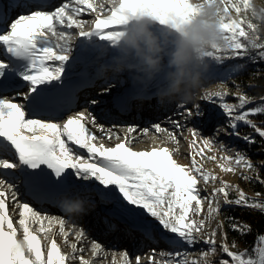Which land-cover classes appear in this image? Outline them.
Here are the masks:
<instances>
[{
	"label": "snow or ice",
	"instance_id": "obj_1",
	"mask_svg": "<svg viewBox=\"0 0 264 264\" xmlns=\"http://www.w3.org/2000/svg\"><path fill=\"white\" fill-rule=\"evenodd\" d=\"M203 3L217 4L222 21L221 42L204 54L210 61L221 62L225 56L264 60L262 28L248 18L251 0ZM105 4L111 7L106 9ZM200 7L193 0H69L47 10L45 0H19L14 19L0 17V264H94L104 251L100 242L92 240L91 258L86 259L82 254L86 251L83 243L89 237L86 229L37 210L32 200L24 199L17 179L23 180L36 199L49 186L87 184L100 202L109 201L121 216L131 217L145 237L168 241L166 248H151L134 257L124 250L120 264H213L211 257L218 251L221 255L215 264H264V234L256 237L251 252L232 251L222 221L207 230L210 221L222 214V205L264 212V192L249 197L238 185L205 168V162L212 161L220 173H239L244 180L264 185V173L260 171L264 162L257 166L247 152L232 149L219 139L235 136L249 145L257 142L256 135L264 140V124L252 118L264 114V104L248 107L252 98L239 85L235 92L223 85L219 91L205 92L204 99L214 104V98L219 99L215 106L226 117L213 135H203L196 126L195 122L206 114L197 104L194 109L182 108L179 116L185 122L172 119L173 130L152 125L155 133L167 136L159 145L145 150H137L134 144L149 133L148 128L126 125L121 133V125L105 127L87 108L67 114L62 120L32 118L46 109L63 107L67 111L75 100L74 91L69 99L65 90L53 92L49 88L55 87L53 82L62 83L66 69L71 67L73 34L67 30L78 28L79 37L115 48L134 18L149 16L180 33ZM88 10L96 13L94 21L77 19ZM86 23L94 26L86 31ZM104 48H98L99 55ZM252 50H258L255 56ZM111 91L109 86L98 95L106 96ZM89 103L99 106L103 101L91 99ZM189 120L192 127L186 123ZM242 125L252 132H241ZM181 138L188 144L189 151L184 154L190 161L187 164L176 158L178 147L167 146L168 142L179 145ZM105 139L117 142L108 146ZM78 149L86 150L87 155L82 156ZM208 185H212L211 192L207 191ZM66 207L73 211L77 204L69 201ZM138 212L149 219L141 218ZM226 219L234 232L247 235L252 231L250 225L235 217ZM218 233L223 238L219 245ZM56 237L62 238V244ZM201 244L207 249L189 251ZM231 247H237L235 241Z\"/></svg>",
	"mask_w": 264,
	"mask_h": 264
},
{
	"label": "clouds",
	"instance_id": "obj_2",
	"mask_svg": "<svg viewBox=\"0 0 264 264\" xmlns=\"http://www.w3.org/2000/svg\"><path fill=\"white\" fill-rule=\"evenodd\" d=\"M201 5L199 12L180 33L168 28L174 37L172 46L166 47L151 31L155 21L149 16L132 19L124 29L115 48L105 47L99 55L98 72L129 83L138 99H155L160 105L187 103L200 90L214 91L204 87L211 63L204 55L221 42V19L218 5ZM249 20L264 24V8L253 6ZM113 52L119 53L114 55ZM73 211H83V201L73 202Z\"/></svg>",
	"mask_w": 264,
	"mask_h": 264
},
{
	"label": "rangeland",
	"instance_id": "obj_3",
	"mask_svg": "<svg viewBox=\"0 0 264 264\" xmlns=\"http://www.w3.org/2000/svg\"><path fill=\"white\" fill-rule=\"evenodd\" d=\"M65 2H69V0H67ZM65 2H57V4L55 5V7L60 6L62 3H65ZM96 2L99 3V0H96ZM251 3L258 10L261 9V8H264V0H251ZM106 5H107V8H110L111 7V5H109V4H106ZM86 12H87V17H86L87 19L91 18V14H94V16H96V13H93L90 10H88ZM106 14L107 13H105L104 15H106ZM93 21H94V19H93ZM88 26H91V24L87 23V25L84 26V30H86V31L87 30H90L91 28H89ZM151 31L154 33V35L158 38V40L163 45H165L166 47H169V48L172 46V40L174 39V37L169 33L168 28L163 27V26H161V25H159L158 23L155 22L154 24L151 25ZM71 32L73 34V39L70 42L71 43V48H72V51H73L71 57L76 56V55H82L81 53H85L86 52V50H84V49L93 48V44L92 43H88V42H85V41L84 42L82 41L81 43L79 42L78 35H77L78 34V30L76 31V29L73 28V29H71ZM257 51L258 50H252L251 54H255L256 55L257 54ZM97 55H98V52H97ZM115 55H117V54L115 53ZM96 58H98V57H96ZM235 58H238V57L225 56V58L221 62H214V61H210L209 60L210 63H211V70L207 74L204 87L207 88V89L214 90V91L221 90V84H223V83H222V81L220 79V74L222 72V69H223V67L226 64H229ZM113 78L115 79V81H117L116 82V85L124 82L123 80H121L119 78H116V77H113ZM104 79H106V78H104ZM224 87L227 88L228 90L232 91V92H235L236 91V87H233V86L232 87L224 86ZM205 92L206 91L200 90L199 91V94L196 95L195 98L193 100H191L190 102H187V103H172L171 106L172 105L173 106L172 107H169V108L173 109L172 111H173L174 115H176V117L181 118L179 116V113L182 110V108H185V109H188V108L194 109L195 106L197 104H199L202 107V109H204V111H205L206 114H205V116H204L203 119H200L201 121L197 120L195 122V124L200 129V131H201V133L203 135L210 136V135H213L214 134V129L216 127H218L219 125H222V124L225 123L226 117H224L223 115H221V112H220L219 108L215 106V104H218L219 103V99L218 98H214V100H215V104H214L212 101H208V100L204 99ZM228 100H229V102H234V98L233 97H228ZM102 101L106 102L105 100H102ZM262 101H263V99H259V100H255V101L252 100L251 103L248 105V107L259 106L257 104V102H262ZM145 104L146 105H149L150 102H146ZM154 104H156V102ZM91 107H92V105H90V103H89V104H86V107H84V108L90 109ZM100 107H101L100 105L99 106H95V110L98 111ZM82 110H84V109H82ZM162 117H165V116H162ZM145 119L147 120L149 118H145ZM166 120H168V119H166ZM254 121L257 124H260L261 123L259 121H256L255 119H254ZM186 123L188 124L189 127H192L193 126V123H192L191 120L187 121ZM133 125H136V124H133ZM121 126L122 127H120V128L123 129L124 128L123 126H126V125H121ZM89 127H90V125H89ZM240 130L243 133L252 132V129L251 128H249L247 126H243V125L241 126ZM153 131L150 132L151 136H153V133H155V130H153ZM253 135H255V133H253ZM152 138H153V141L155 143L156 139L154 137H151V140H152ZM189 139H190V136H189ZM219 139L221 141L225 142L232 149H239L240 146H241V147H243V149H241V150H244L245 152H247V148H245L244 145H242L245 142L243 140H241V139L236 138L235 136H220ZM114 144L115 143H110V144H108V146H112ZM179 148H180L179 149L180 151H179V154L177 155L178 156L177 159L182 164L189 163L190 161L188 159H185L184 158V154H186L189 151L188 144H187V140L181 138ZM211 154L212 153H208V155H211ZM86 155L87 154H86V151H85V155L83 154L82 156H86ZM251 160L257 166H259L261 164V162H264V160H253V159H251ZM205 168L208 169V170H212V171H214L217 174H220L223 177V179L227 180L228 182H230V183H232L234 185H238L242 190L245 191V193L249 197L255 198V193L257 191H254L253 188H254L255 183H257V182L244 180L239 175V173H237V174H232V173L223 174V173H220V170L216 166V163L215 162H212V161L205 162ZM260 171H261V173H264V168H261ZM248 174L249 175H252V173H248ZM216 186H219L218 182H217ZM84 187H87V186H84ZM211 190H212V185H208L207 186V191L208 192H211ZM235 195H236V193L233 192L232 193V196L235 197ZM81 198L84 199L83 202L86 203V205L87 204H90L88 207L85 206L86 212L81 217L78 218V221H79V224L81 225V227L82 228H85L86 231H87V233L89 234V237L86 240L89 245L91 244V241L92 240L98 241L97 238L102 233L101 232L102 225H101V223H97V224L92 225L91 228H88V226H87L88 220H86V218H85V214L86 213L90 217H92V216H94V214H96V215H98V219H101L103 216L112 215L111 212L112 211H115L114 212V215H116L118 218H122V219L128 221L130 224H132L134 227H136L133 219L131 217L125 218L124 216H121L115 210V207H114V205L112 203H110V205H108L107 207H104L103 206V203H101L99 201V198L96 196V194L94 192H91V193H88V194H83V196H81ZM224 206H226V205H222V207H224ZM103 210H105V211H103ZM102 212H104V214H102ZM42 213H46V212H42ZM47 215L54 216V217H59L56 214H52V213H47ZM137 215L140 216L143 219H149L142 212H138ZM221 221L222 220L220 219V215L217 216V217H215L214 219H212L210 221L211 227L209 229H207V230L210 231L211 228L216 227V224L218 222H221ZM94 222H97V220H94ZM69 226H70V224H69ZM96 226L99 227L98 230H96L98 228ZM104 231H106L105 228H104ZM109 235L111 237L113 236V234H109ZM120 235L126 236V237L127 236H132V237H134L135 240H138L136 234H132V233L130 235L129 234H118L117 236H120ZM145 239L146 240H149L150 239L151 241H153V240H159V242H161V244H162V248H159V249L166 248V246L168 244V241L165 240L163 237L157 238V236H151V237L145 238ZM71 240H73V242H75L73 237H72ZM116 241L111 246L105 247V251H107L108 253H110L109 251H113L114 252L113 254H115V252L118 251V249L120 248L119 245H116L117 244ZM140 241H142V240H140ZM222 242H223L222 235L220 233H218V235H217V243H218V245L220 243H222ZM149 247H152V246L149 245ZM207 247H208L207 245H202L201 244V245H197L195 249H189V251L190 252H197L201 248H203V249L206 250ZM154 248H156V247L154 246ZM124 250H127V247H125V249H122V248L119 249V253H121ZM88 252H89V250L86 249L85 254L82 253V254L85 255V258L86 259L87 258H91V255H88V257H87V253ZM103 253H104V251H103ZM110 254H112V253H110ZM102 255L103 254L101 253V255L99 257H96L94 259V264H113V260H115V264H120L121 258L119 256L112 255L111 257H107L109 259V260H107V259H105L106 258V255L105 256H102ZM220 255L221 254L218 251L215 256L211 257V260L213 261V264H215V261H217L220 258Z\"/></svg>",
	"mask_w": 264,
	"mask_h": 264
},
{
	"label": "bare ground",
	"instance_id": "obj_4",
	"mask_svg": "<svg viewBox=\"0 0 264 264\" xmlns=\"http://www.w3.org/2000/svg\"><path fill=\"white\" fill-rule=\"evenodd\" d=\"M15 7H17V4L15 5ZM105 7L107 8V5L106 4H105ZM53 9L54 8L52 6L48 10H53ZM16 14H17V11H16ZM15 17L16 16H14L12 19H14ZM86 17H87V12H83V13H81L77 17V19L85 20V21H93V19H95L94 14H91V18H89V19H87ZM85 25H87V23ZM93 26L94 25L91 24V26H88V27L91 28ZM75 29H76V31L78 30V33H79L80 29H78V28H75ZM67 31H71V30H67ZM78 40H79L80 43L82 41L83 42L85 41V42H88V43H92V42L88 41L86 38L79 37V35H78ZM92 44H93V48L84 49V50H86L85 53H81L82 55H76L74 57V59H70V62L69 63L71 65V67L69 69H66V71L73 69L72 66H80V65H83L84 67H88L89 69H94L95 72H98L97 69H98V64L100 62V58H99V54L98 55H96V54L98 52V48L99 47H101V46L107 47V45H105L103 42H101L99 40H95V43H92ZM72 53H73V51H72ZM115 53L117 55H119V53L113 52L114 55H115ZM94 55H96V56H94ZM96 57H98V58H96ZM98 79H100V78L98 77ZM87 83H88V79L85 80L84 84H81L80 85V88L83 85H87ZM120 86L123 89H126L128 86H130V84L124 82V83H121ZM95 87H96L95 89L94 88L93 89H90L89 88V91H86V89L79 90V97L76 100L75 105L70 109V112L67 113V114H71L72 112L81 111L82 109H85V108H83L82 105H80V102H82L81 99H83V96H85V95L91 96V94H92L93 96H96V99L107 100V97H108L109 94L106 95V96H99L98 93L102 89L108 88V86L106 84H100V85L95 86ZM91 99H93V98H91ZM127 99L131 100V102H132L133 105H136V103H135L134 100H136L138 98L135 96L133 88H132L131 93L129 94V97ZM132 99H134V100H132ZM153 100H154V103L156 102V104L154 106L151 103L149 105H146V104L143 103V101L138 100V102H140L139 107H141L140 110H139L140 111V115L142 117H149L150 120L149 121H145V120L142 119L140 121L134 122L136 125L139 126V129H143V128H148L149 129V133L147 135L143 136V139H141L138 143H135L134 144V147L137 150L150 149L152 146L159 145L161 143V138H166V136H167L166 133H159L160 135L157 134V133H153V136H151L150 132L154 130L152 128V125H154V124H160L164 128H167L169 130H173V125L171 123V120L172 119H181V118L176 117V115H174V113L172 111L173 109L169 108V107H172L173 105L172 106H171V104L160 105V104H157V101L155 99H153ZM101 107H102V111H101V109L98 110V111H96L95 110V105H92V107L90 109H88V110L89 111H92L94 113V115H96L98 122L101 123V124H104L105 127H111V125H113V124L120 125L119 123H116L114 121V119L112 118V116H115V113L114 112L116 110H115V107H114L113 103L110 101L109 98H108V102L105 103L103 101V103L101 104ZM162 116H165V117H162ZM64 118H66V116ZM64 118H62V119H64ZM42 119L47 120V118H42ZM62 119H60V120H62ZM166 119H168V120H166ZM199 121H201V120H199ZM117 122H120V123L124 122V125L130 124L129 121H122L120 119H117ZM182 122H185V121L182 120ZM90 128H92L91 125H90ZM92 131L98 132V130L95 129V128H92ZM118 131L121 132V133H123L125 131V128H123V129L122 128H119ZM133 135H137V134L134 133ZM185 135L187 136L188 134L185 133ZM151 137H154L156 139L155 143L153 141V138L151 140ZM116 142L117 141H115V140L108 141L107 139H105V143L107 145L110 144V143H116ZM167 146L169 148H176V147L179 148L180 144L179 145H176L173 142H168ZM84 151H86V150H84ZM176 158H178V156ZM84 186H87V184H84L83 185V188H84ZM85 190L86 191L84 192V194H88V193H91V190L92 189H89L88 187H85ZM83 200H84L83 198H79L78 199V201H83ZM101 203L110 204L111 202L105 201V202H101ZM89 205L90 204H87L86 206L88 207ZM36 209L37 210H40L39 207L36 208ZM50 211L55 213V211H52V210H50ZM103 211H105V210H103ZM74 212L75 211H71V214L70 215H65L64 216V219H66V220H68L70 222H75V226L82 228L81 225L79 224L78 218L81 217L86 212L85 205H84V210L83 211H77L76 214H74ZM47 213H49V212H46V213H43V214H46L47 215ZM102 214H104V212H102ZM85 218H86V220H88V222H87L88 228H91L92 225H94V224L100 223V219H98V215H96V214H94V216L90 217L86 213L85 214ZM94 220H97V222H94ZM70 226H71V223H70ZM96 227H98V226H96ZM56 229L58 230V225L56 226ZM139 238H141V237H139ZM56 239H57L58 242H60L62 244V238L61 237H56ZM69 239L71 240L72 237H70ZM141 239H144V238H141ZM97 240L102 244V246L104 248V253L102 252V254H103L102 256H105L106 255V258L105 259H107V260H109L107 257H111L112 255L119 256L121 258L120 253H119V249H121V248L122 249H125V247H127V251L130 254H132L133 257L135 255H142L143 253L148 252L151 248H154V246L157 249L162 248V244H161V242H159V240H153V241H151V240H145V241H140L139 239L138 240H135L134 237H132V236H127L126 237V236H122V235H120V236L113 235L111 237L108 233L101 234L97 238ZM115 241L117 242L116 245H119L120 246V248L118 249V251H116L115 254H113L114 253L113 251H109L112 254H110L107 251H105V247L111 246L112 244L115 243ZM90 245L88 244L87 241H84V243H83V246L85 247V249H88L89 250V252H88L89 254L87 253V257H88V255H91ZM149 245H151L152 247H149ZM64 250L67 251L68 249L65 248ZM76 264H79V262L77 261Z\"/></svg>",
	"mask_w": 264,
	"mask_h": 264
},
{
	"label": "trees",
	"instance_id": "obj_5",
	"mask_svg": "<svg viewBox=\"0 0 264 264\" xmlns=\"http://www.w3.org/2000/svg\"><path fill=\"white\" fill-rule=\"evenodd\" d=\"M261 26V37L264 39V24L257 20H252ZM255 56V54H251ZM220 79L224 86L236 87L240 86V90L252 98L253 101L264 98V60L257 59L255 61L248 57H238L226 64L220 74ZM240 83V84H239ZM258 105L264 104L257 102ZM256 104V105H257ZM256 121L264 124V114L253 117ZM242 132V131H241ZM248 133V132H247ZM250 133V132H249ZM256 143L249 145L244 143L247 148L248 156L253 160H264V140L256 135ZM240 150L243 147L240 146ZM254 191L264 192V185L255 183ZM220 219L223 222V231L227 232V242L232 251H252L254 241L259 234H264V212L258 209L240 208L237 206H224L221 208ZM226 217H235L241 223L251 226L252 231L247 235H241L239 232H234L229 226V221ZM235 241L237 247H231Z\"/></svg>",
	"mask_w": 264,
	"mask_h": 264
}]
</instances>
